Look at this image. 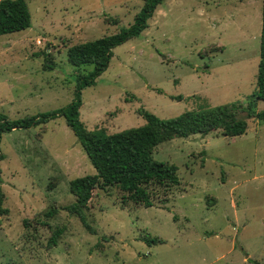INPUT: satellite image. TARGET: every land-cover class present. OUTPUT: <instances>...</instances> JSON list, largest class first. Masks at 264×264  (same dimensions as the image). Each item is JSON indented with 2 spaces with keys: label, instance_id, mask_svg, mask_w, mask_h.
Here are the masks:
<instances>
[{
  "label": "rangeland",
  "instance_id": "374dc122",
  "mask_svg": "<svg viewBox=\"0 0 264 264\" xmlns=\"http://www.w3.org/2000/svg\"><path fill=\"white\" fill-rule=\"evenodd\" d=\"M26 2L31 26L0 36V113L11 119L69 104L76 76L92 67L69 63L68 47L129 26L143 0ZM261 6L165 0L81 90V121L114 133L143 125L140 107L171 118L245 106L256 89ZM45 56L52 69L43 68ZM239 116L247 122L239 136L218 129L154 148V159L177 166L180 181L158 188L154 205L121 208L117 188L94 189L85 212L95 234L63 209L74 201L69 181L95 172L64 117L4 133L0 191L8 214L0 220V264H264V121ZM51 207L57 213L46 220ZM43 221L65 227L55 247L46 246L51 229ZM153 237L164 242L144 240Z\"/></svg>",
  "mask_w": 264,
  "mask_h": 264
},
{
  "label": "trees",
  "instance_id": "16d2710c",
  "mask_svg": "<svg viewBox=\"0 0 264 264\" xmlns=\"http://www.w3.org/2000/svg\"><path fill=\"white\" fill-rule=\"evenodd\" d=\"M164 1L143 0L129 26L121 27L112 34L68 47L66 54L69 63L77 67H92L86 73L76 76L74 98L69 104L54 110L27 114L14 119L0 113V143L4 133L18 128L27 129L43 125L59 116L64 117L67 126L75 134L95 172L69 181V191L74 196V201L65 205L63 209L71 215H76L91 234H95L96 230L87 220L85 210L94 189L117 188L122 192L121 208H124L123 202L127 201L134 206L150 207L155 204L154 199H156L158 188L169 189L179 185L177 166L168 161L154 159L153 150L158 144L173 138H187L194 134L204 135L218 129L224 136H239L247 129V122L239 116L240 112H245L248 118L264 121V109L258 111L255 109L256 99L264 100V0H262L256 89L245 106L230 102L191 110L171 118H160L140 107L138 113L145 119V123L141 126L114 133H106L101 129L91 130L85 126L80 119L81 90L85 86L95 84L96 79L108 67L116 46L141 35L142 31L148 27V20L153 16L154 11ZM30 26L31 13L26 0H0V36L21 31ZM43 68H53V63L48 61L46 56ZM3 158L0 146V161ZM3 199V193L0 191V220L1 216L8 214V209L3 206ZM56 213L57 209L51 207L44 212V217L47 220ZM23 224L28 226L26 220ZM42 225L51 229L48 222L43 221ZM64 230V226L52 228L46 246L55 247ZM144 240L148 245L164 242L158 237ZM254 263L258 264L255 261Z\"/></svg>",
  "mask_w": 264,
  "mask_h": 264
}]
</instances>
